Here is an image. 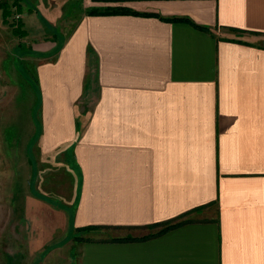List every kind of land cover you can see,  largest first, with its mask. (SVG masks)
Here are the masks:
<instances>
[{
    "label": "crops",
    "instance_id": "1",
    "mask_svg": "<svg viewBox=\"0 0 264 264\" xmlns=\"http://www.w3.org/2000/svg\"><path fill=\"white\" fill-rule=\"evenodd\" d=\"M79 3L64 41L35 50V122L1 112L0 264L14 200L46 264H264V0ZM14 144L28 169L10 194ZM90 226L104 233L74 238Z\"/></svg>",
    "mask_w": 264,
    "mask_h": 264
},
{
    "label": "rangeland",
    "instance_id": "2",
    "mask_svg": "<svg viewBox=\"0 0 264 264\" xmlns=\"http://www.w3.org/2000/svg\"><path fill=\"white\" fill-rule=\"evenodd\" d=\"M4 1L8 5V14L6 21H3V18L0 17V116L3 111L5 115L8 114L10 121L14 117V121L16 120L17 122L18 117H22V114L27 111L33 115V117L29 116L30 121L35 122L38 108L36 104L38 94L35 79V62L37 60L35 56L38 52H35V50L45 42L54 43L56 49L72 31L83 10L79 0ZM16 14L19 15L18 18L15 17ZM17 25L20 26L19 29L24 34H20V31L15 29L18 28ZM27 92H32V99L28 100ZM13 129L12 125L10 128L11 134ZM8 154L10 162L7 170L9 175L6 182L8 181V188L11 194V192L26 185L25 175L28 165L24 161L26 159V156H24L26 154L25 150L18 148L15 144L9 146ZM5 167L3 161V170ZM14 202L15 209L10 206L9 210V239L6 248L9 253L8 264H46V257L43 261H39V258L31 259L26 256L27 254L22 249L23 236L19 225L21 210L18 208L19 205H17L19 201L14 200ZM204 208L201 207L189 213L186 219H189L190 216L194 218L200 217L199 219L206 217L208 211H204ZM16 223H18L19 227L15 225ZM164 224L136 228L129 233L132 236L134 235V237L138 236L137 238L139 236L143 237L144 235L156 233ZM101 229L102 227L93 226L83 231L76 230L74 238L90 239L85 237L89 231L96 230L99 233H104L100 231ZM55 252L63 254V251L54 250L53 254ZM51 264L58 263L53 259Z\"/></svg>",
    "mask_w": 264,
    "mask_h": 264
},
{
    "label": "trees",
    "instance_id": "3",
    "mask_svg": "<svg viewBox=\"0 0 264 264\" xmlns=\"http://www.w3.org/2000/svg\"><path fill=\"white\" fill-rule=\"evenodd\" d=\"M0 8L2 9V18H3V21H6V16L8 14V5H7L6 1L0 0ZM115 12H119V10H117V11L116 10H100V11L99 10H91L88 13H90V14H102V13H115ZM174 19L188 21L187 18H174ZM17 26H18V28H15V29H18L20 31V34H24V32L23 31L21 32V30L19 29L20 26L19 25H17ZM15 29H14V31H16ZM187 220H189V219H184V220L176 221V222H173V223L167 222L156 233L144 235L143 237H139V238H148V237H151V236H155V235L161 234L164 231H166V230H168L170 228H173V227H175L177 225H180L181 223H184ZM92 227L93 226H90V227H79V228H76V230H78V231H81L82 230L83 231V230H86L87 228H92ZM132 239H134V237L129 236V237H126V238H113L112 240L122 241V240H132Z\"/></svg>",
    "mask_w": 264,
    "mask_h": 264
},
{
    "label": "built area",
    "instance_id": "4",
    "mask_svg": "<svg viewBox=\"0 0 264 264\" xmlns=\"http://www.w3.org/2000/svg\"><path fill=\"white\" fill-rule=\"evenodd\" d=\"M15 17H16V18H18V17H19V15H18V14H16V15H15Z\"/></svg>",
    "mask_w": 264,
    "mask_h": 264
}]
</instances>
